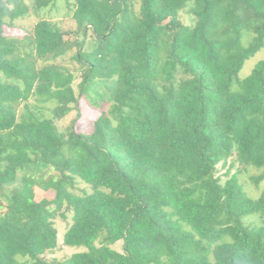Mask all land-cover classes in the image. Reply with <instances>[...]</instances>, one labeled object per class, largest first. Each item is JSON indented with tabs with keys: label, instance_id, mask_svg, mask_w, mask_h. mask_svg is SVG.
<instances>
[{
	"label": "trees",
	"instance_id": "1",
	"mask_svg": "<svg viewBox=\"0 0 264 264\" xmlns=\"http://www.w3.org/2000/svg\"><path fill=\"white\" fill-rule=\"evenodd\" d=\"M55 1L0 0V190L20 180L0 199V264H264V188L252 198L239 171L215 174L234 156L264 180V59L238 75L264 46V0H73L72 31L39 17ZM79 33L75 92L51 60ZM80 97L98 114L59 131ZM58 213L80 250L48 261Z\"/></svg>",
	"mask_w": 264,
	"mask_h": 264
},
{
	"label": "rangeland",
	"instance_id": "2",
	"mask_svg": "<svg viewBox=\"0 0 264 264\" xmlns=\"http://www.w3.org/2000/svg\"><path fill=\"white\" fill-rule=\"evenodd\" d=\"M138 2V0H135ZM73 3V0H56L54 3L50 4L46 8L42 9L39 17L48 19L49 21L56 23L59 27L67 29V30H74L75 23L73 19L70 18V11L69 5ZM179 19L184 24H191L192 18L186 9H183L178 14ZM36 16L29 10L28 14L24 16V18L18 19L15 21L16 24L21 25L23 27L30 26L31 23L34 21ZM194 19V18H193ZM6 34L13 37H21L23 32L20 29L16 28H6ZM82 38L81 34H70L69 41L66 43L65 50L61 52L58 56L54 58L53 61L57 65L65 68L71 75L73 76L72 80V87L74 88L75 92L78 91L77 84L81 81V72L82 68L80 64L73 58V55L77 52L78 46L77 42L80 41ZM249 35H245L243 38L244 43H246ZM92 48V38L91 35L88 33L86 41L83 45L84 50H89ZM264 59V46L261 47L258 51H256L253 55H250L244 62L242 68L240 69L238 75L240 77L247 76L253 66L256 64L257 61ZM42 63V61H41ZM29 103L33 106L39 108V111L42 113L44 117H51L52 116V109L54 108V103L52 101L47 102H40L36 101L34 98H31ZM22 108V106L20 107ZM79 111L80 116H77V112ZM98 114L97 110L92 109V107L87 103L84 97H80L78 100V110H72L65 116H63L60 120L55 121L56 126L59 131L65 132L67 127L74 121V126L76 128L81 127L82 125H90V121L93 119L95 115ZM235 161V157H229L226 163L220 162L216 166V176L220 177L221 181H225L230 175L233 173H237V177L239 183L244 187L246 193L252 197L256 198L259 192L264 188V180H260L258 183L255 182V177L261 173V170L248 167L244 170H240L241 167ZM235 163V165H232ZM20 186L19 175L17 176L16 180L4 184L0 190V199L5 201L9 198L10 194L15 188ZM36 197L38 199L42 197H46L48 199L53 197L52 190H43L41 188L35 187ZM75 193L82 194V192H91V188L89 185L81 182L80 180L77 181L76 186L73 188ZM64 210V207L62 208ZM61 210V211H62ZM259 223L258 216L252 215L248 218V223ZM54 223L57 228V245L49 251H46L43 256L48 261H55V260H62L69 257L73 252L80 250L79 248L68 247L62 244V235L66 230L68 224L70 223V215L67 214L66 217H62L60 213L56 214L54 217ZM114 248L120 250L121 249V242H117L113 245Z\"/></svg>",
	"mask_w": 264,
	"mask_h": 264
}]
</instances>
